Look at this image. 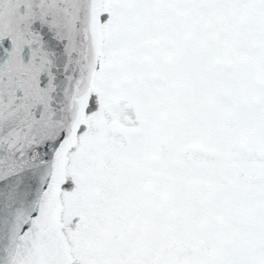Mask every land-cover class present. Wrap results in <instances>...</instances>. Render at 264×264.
Segmentation results:
<instances>
[{"label": "snow or ice", "instance_id": "6c2138e0", "mask_svg": "<svg viewBox=\"0 0 264 264\" xmlns=\"http://www.w3.org/2000/svg\"><path fill=\"white\" fill-rule=\"evenodd\" d=\"M0 264H264V0H0Z\"/></svg>", "mask_w": 264, "mask_h": 264}]
</instances>
